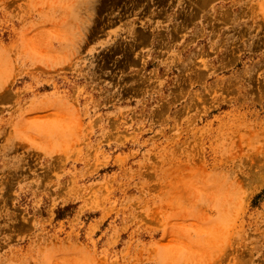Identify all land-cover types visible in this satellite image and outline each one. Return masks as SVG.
Masks as SVG:
<instances>
[{"label": "rangeland", "instance_id": "1", "mask_svg": "<svg viewBox=\"0 0 264 264\" xmlns=\"http://www.w3.org/2000/svg\"><path fill=\"white\" fill-rule=\"evenodd\" d=\"M0 264H264V0H0Z\"/></svg>", "mask_w": 264, "mask_h": 264}]
</instances>
